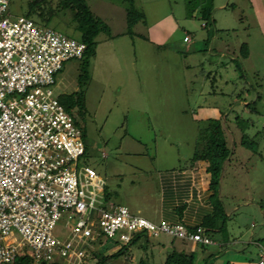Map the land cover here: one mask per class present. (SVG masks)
Wrapping results in <instances>:
<instances>
[{"label": "rangeland", "instance_id": "obj_1", "mask_svg": "<svg viewBox=\"0 0 264 264\" xmlns=\"http://www.w3.org/2000/svg\"><path fill=\"white\" fill-rule=\"evenodd\" d=\"M86 2L108 32L97 36L88 64L65 62L52 87L58 96L78 89V73L87 78L85 119L71 113L79 127H86L78 164L103 176L107 203L158 223L159 172L186 166L206 119L221 116L232 154L217 188L228 214L220 234L238 242L225 244L228 255L212 263L205 259L212 246L189 244L187 250H193L194 264H257L256 247L250 243L241 250L240 241L259 238L264 246V0H213L214 24L207 27L201 10L209 0H133L143 17L131 33L121 0ZM27 3L11 0L7 10L23 16ZM47 27L80 39L71 12L57 14ZM185 33L190 43L183 42ZM67 220L64 214L57 222L55 236L69 235ZM180 242L162 233L146 248L144 240L130 245L129 257L108 264H139L140 259L161 264ZM122 245L101 239L93 249L105 255Z\"/></svg>", "mask_w": 264, "mask_h": 264}, {"label": "built area", "instance_id": "obj_2", "mask_svg": "<svg viewBox=\"0 0 264 264\" xmlns=\"http://www.w3.org/2000/svg\"><path fill=\"white\" fill-rule=\"evenodd\" d=\"M10 1L0 0V264L21 255L88 264L94 242L128 244L138 233L220 246L201 226L156 223L106 202L103 176L78 164L85 153L82 131L52 89L64 63L80 60L86 45L11 16ZM64 214L69 235L60 238L53 230ZM257 264H264L263 246Z\"/></svg>", "mask_w": 264, "mask_h": 264}, {"label": "trees", "instance_id": "obj_3", "mask_svg": "<svg viewBox=\"0 0 264 264\" xmlns=\"http://www.w3.org/2000/svg\"><path fill=\"white\" fill-rule=\"evenodd\" d=\"M126 4V23L128 28V33H131L132 26L141 18L143 14L139 12L135 6L133 0H121ZM210 5L206 6L201 10V18L205 21L204 27H207L210 23L214 24V20L211 19V9L213 0H209ZM71 12L77 27L80 32V42L86 45L83 56L80 61L87 63V59L94 52L98 41L96 40L100 32H108V26L103 22L101 18L95 15L89 8L86 0H58L54 2L53 0H28L27 10L25 12V17L31 18L35 23L46 26L48 22L57 14ZM188 33H185V35ZM184 35V36H185ZM189 35V34H188ZM183 36V37H184ZM190 36V35H189ZM71 38V37H70ZM192 41V37L190 36ZM74 39V38H73ZM77 40V39H76ZM184 42V41H183ZM188 42V43H190ZM186 43V42H184ZM241 55L245 57L247 55V46L245 43L241 45L240 48ZM85 70V67L83 68ZM83 73H78V89L72 92H65L58 95L59 102L63 105L64 109L68 114H70L75 123V116L72 113L74 110L82 119H85L86 115V98H85V88ZM249 105V104H247ZM78 125V124H77ZM79 126V125H78ZM82 135L84 137L86 132V127L81 128ZM241 144L249 146L243 138L240 141ZM232 154L226 131L222 125L221 116L209 117L206 119V125L200 131V139L196 143V149L190 161H203L207 163V171L211 175V187L214 191L213 194V210L210 215L206 216L200 225L190 227V229H195L201 226L205 229L207 233L211 236L219 233L227 224L228 216L225 213L224 207L217 197L218 185L222 170L223 163ZM104 198H107V194L104 189ZM150 237L145 233H138L134 235L132 240L128 244H123L116 251L111 254L98 255L96 252L90 250L88 264H108L111 260L118 257H129L128 249L130 245L137 243L140 240H144L141 247L146 248ZM184 243L190 241L181 240ZM195 243V242H190ZM207 247L206 245L195 243ZM258 255V253H257ZM195 261V255L193 251L177 250L173 249L170 253H167L164 261L161 264H193ZM146 263V262H145ZM143 259L139 260V264H145ZM148 263V262H147ZM14 264H48L44 260H34L30 256L21 255L18 256ZM49 264H61L58 260ZM156 264V263H152Z\"/></svg>", "mask_w": 264, "mask_h": 264}, {"label": "crops", "instance_id": "obj_4", "mask_svg": "<svg viewBox=\"0 0 264 264\" xmlns=\"http://www.w3.org/2000/svg\"><path fill=\"white\" fill-rule=\"evenodd\" d=\"M158 175L160 199L158 206H156V212L159 221L182 222L188 227H194L200 225L204 218L211 214L213 210L214 191L211 187V175L207 171V163L203 161H189L183 168L160 171ZM220 192L221 190L218 191L219 197L221 195ZM223 207L228 216L224 204ZM212 237L219 240L221 245H211L213 249L206 256L207 258H205H211V263L214 257H219L220 259L223 255H228L230 246H226L225 244L238 242L235 239H228L229 241L223 239L220 232ZM240 243L241 250L248 244L253 243L257 250L256 256L260 246H263L260 239H255L254 237L249 238L247 241H240ZM189 244L195 243H184L181 241L175 249L193 251L192 249L187 250ZM198 246L203 250L208 248ZM213 251L216 252L213 253ZM199 254L204 259V253Z\"/></svg>", "mask_w": 264, "mask_h": 264}]
</instances>
